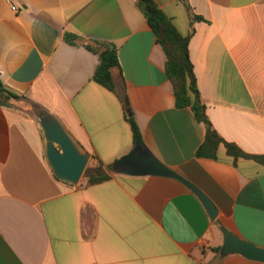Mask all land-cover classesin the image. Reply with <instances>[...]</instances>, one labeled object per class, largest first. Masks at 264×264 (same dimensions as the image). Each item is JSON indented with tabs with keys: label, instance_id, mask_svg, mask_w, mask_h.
Here are the masks:
<instances>
[{
	"label": "crops",
	"instance_id": "obj_1",
	"mask_svg": "<svg viewBox=\"0 0 264 264\" xmlns=\"http://www.w3.org/2000/svg\"><path fill=\"white\" fill-rule=\"evenodd\" d=\"M187 36L190 60L213 128L248 155H264V0H154ZM114 45L116 92L93 80L98 56L82 43ZM166 55L134 0H0V82L17 94L0 105V264H264L217 256L225 228L264 249V167L234 160L224 144L215 159L196 151L206 128L177 108ZM125 93L145 150L200 189L176 179L110 175L70 185L46 158L41 113L54 116L90 168L135 146ZM39 111L38 113L36 111Z\"/></svg>",
	"mask_w": 264,
	"mask_h": 264
},
{
	"label": "trees",
	"instance_id": "obj_2",
	"mask_svg": "<svg viewBox=\"0 0 264 264\" xmlns=\"http://www.w3.org/2000/svg\"><path fill=\"white\" fill-rule=\"evenodd\" d=\"M136 7L143 13L155 34L157 42L163 48L166 55V76L170 80L174 88V96L177 108L190 107L196 121L204 124L206 135L204 142L196 151V157L200 159H215L218 148L224 144L227 154L234 160L245 158L251 159L264 167V155H248L244 153L237 145L225 142L218 132L213 128L208 118L206 105L202 100V96L198 89L197 80L194 74L193 64L190 60L189 43L193 31L187 36L182 35L173 22L166 14L157 6L154 0H134ZM186 7L192 23L194 21H202L203 18L193 14L189 0H181ZM65 41L78 45L82 43L89 51L98 56L99 62L95 69L93 80L100 86L111 92H116V83L114 72L120 69L118 52L114 45L107 42L88 41L85 42L77 36L66 34ZM124 104L126 119L130 124L133 143L135 147L145 150L141 133L137 123L133 117L128 98L125 93L119 95ZM20 97L4 87L0 86V105H9L12 99ZM39 112L38 110L36 111ZM117 161L105 166L104 174L100 175L93 169L87 168L83 178L86 185H94L104 182L110 178L111 174L120 172L117 167ZM214 252L218 256L220 248H215Z\"/></svg>",
	"mask_w": 264,
	"mask_h": 264
},
{
	"label": "water",
	"instance_id": "obj_3",
	"mask_svg": "<svg viewBox=\"0 0 264 264\" xmlns=\"http://www.w3.org/2000/svg\"><path fill=\"white\" fill-rule=\"evenodd\" d=\"M0 86H2L0 82ZM40 126L46 142V158L57 179L70 185H78L88 168L90 155L52 115L41 113ZM120 172L128 175H152L173 178L188 187L201 201L211 220L218 210L213 202L190 181L160 163L150 152H141L138 147L117 161ZM223 246L220 257L239 254L248 260L264 263V249L245 241L227 229H222Z\"/></svg>",
	"mask_w": 264,
	"mask_h": 264
},
{
	"label": "rangeland",
	"instance_id": "obj_4",
	"mask_svg": "<svg viewBox=\"0 0 264 264\" xmlns=\"http://www.w3.org/2000/svg\"><path fill=\"white\" fill-rule=\"evenodd\" d=\"M88 168H90V165H88ZM81 182H82V183H83V182L85 183V179L82 178V179H81Z\"/></svg>",
	"mask_w": 264,
	"mask_h": 264
}]
</instances>
